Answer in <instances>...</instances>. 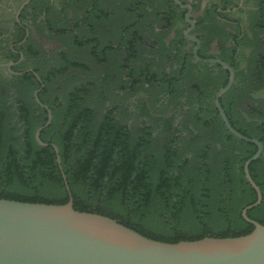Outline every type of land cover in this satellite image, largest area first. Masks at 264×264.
<instances>
[{"label":"trees","instance_id":"trees-1","mask_svg":"<svg viewBox=\"0 0 264 264\" xmlns=\"http://www.w3.org/2000/svg\"><path fill=\"white\" fill-rule=\"evenodd\" d=\"M24 1L21 0L17 7ZM41 1L48 2L45 9L49 18L54 4L49 3V0H40L35 3L31 1L24 7L22 20L27 10ZM148 1H133L131 8H134V13L140 15L142 5L146 6ZM160 1L159 11L165 25L169 26L177 19L183 24L174 39L179 50V68L175 72L164 70L160 73L152 70V63L147 62L142 77L147 83L168 88L169 94L179 93V87H191L195 102L191 112L195 111L199 129H215L211 136L213 143H203L202 132L191 131L185 135L180 125L175 126L171 118L164 119L163 110L157 108L156 123L160 133H171L173 138L167 140L160 152L152 151V126L143 127L138 136L133 138L129 126L118 125L115 113L111 110L106 112L99 125L93 126L94 110L83 106L87 88L71 92L68 103L55 105L47 101L43 95L49 83L66 73L69 62L51 67L47 73L31 65L28 59L33 58L35 50L29 46L31 37L26 36L23 29L13 43L3 42L0 50L12 62L20 59L17 51L23 52V60L11 69L23 73L13 77L29 82L30 93L43 85L39 97L52 110L53 119L41 132L42 140L49 145H39L35 132L46 123L47 109L40 106L34 95H31L26 100L18 101L14 106L15 112L9 114L4 109L7 107V98L4 94L0 96V198L64 204L72 194L75 209L108 215L147 237L165 242L196 240L209 235L239 236L254 230L255 226L242 216L243 209L258 198L256 190L245 177L244 164L258 147L231 134L215 105V94L227 84L229 71L219 64L197 61L193 56L195 42H191L192 46L184 50L189 41L183 31L190 25L185 18L186 10H182L173 0ZM263 2L257 10L262 15L254 22L257 32L264 29ZM243 9L239 2L235 5H230L228 0L211 2L206 9V16L194 17L195 30L198 32L202 27V32H205L197 34L202 43L200 56L220 58L235 69V81L221 97L232 125L264 144V109L253 107L257 121L251 123L246 122L239 110L246 87L245 83L241 86L239 79L244 78L243 82L246 83L245 79L249 77L260 81L264 69V56L257 52L253 57H258L248 67L249 74L240 68L242 46L245 45V37H242L243 18L239 16ZM178 10H182L179 18L176 15ZM226 19L232 21L234 29L230 46L219 55L207 53V38L213 34L208 32L206 23L227 25ZM138 24L134 23V26ZM50 25L53 26L51 22ZM131 28L127 27L128 30ZM70 35L78 37L77 33L70 32ZM89 43L100 54L104 42L96 38ZM114 43L110 42L103 54L113 49ZM80 64L74 62V65ZM29 68L40 75L42 82L34 72L25 71ZM217 70L218 75L215 73ZM189 81L193 82L192 86L188 85ZM101 98L98 92V99ZM37 109L40 110L39 115H36ZM13 117L18 118L15 124L11 121ZM18 131L22 133L18 134ZM52 144L59 147L60 163ZM213 145L216 166L210 163ZM187 151L196 156L193 169L188 168L192 159L186 156ZM250 172L262 190L263 200L248 211V216L264 224V151L250 164Z\"/></svg>","mask_w":264,"mask_h":264},{"label":"rangeland","instance_id":"rangeland-1","mask_svg":"<svg viewBox=\"0 0 264 264\" xmlns=\"http://www.w3.org/2000/svg\"><path fill=\"white\" fill-rule=\"evenodd\" d=\"M37 1L40 0H32L33 3ZM133 1L135 0H54V9L49 18L46 12H43V7L47 6L48 2L41 1L40 4L35 5L36 8H31L34 16L29 24L31 26L29 46H33L35 54L33 58L28 59L29 63L47 73L51 67L69 62V69L64 75L54 78L49 83L43 97L55 105H60L68 103L69 96L75 89L87 88L83 106L94 110L91 121L93 126L99 125L106 112L110 110L114 111L118 125L129 126L133 138L138 136L143 127L152 126L150 148L152 151L160 152L167 140L173 138L171 133H160L159 125L156 123L157 108L163 110L164 119L171 118L175 126L180 125L185 135L191 131L202 132L203 143L212 144L211 136L215 129L213 127L199 129L195 111L191 112L195 103L191 87H179L180 89H177L179 93L176 91L174 94H169L168 88L147 83L142 77L147 62L152 63V70L160 73L164 70L168 72L178 70L180 56L174 39L183 28L182 22L177 19L166 26L159 11L160 0H149L146 6L142 5L143 10L140 15L135 14L134 8H131ZM223 1L191 0L195 5L194 17L206 16V9L211 2ZM228 1L230 5L239 2V0ZM262 1L245 0L244 9L239 15L243 18L242 37H245L240 68L245 69V74H249L250 62L258 57L254 58L253 54L257 52L258 55L264 56V29L257 32V28L254 27L255 20L257 21L262 15V12L257 11ZM20 2L21 0H18V4ZM181 12L182 10H178L176 13L178 18ZM139 20L141 22H138ZM13 23L14 17L11 13L4 12L0 15V45L3 42L13 43L14 38L19 35L18 33L15 36L12 31ZM134 23L139 24L134 26ZM206 24H208V32L213 34L207 38L209 41L206 52L219 55L224 48L230 46L234 29L219 23ZM129 26L132 28L128 30ZM201 29L198 32L195 30L196 34H200ZM70 32L77 33L78 37H73ZM96 38L104 42L100 54L89 43ZM188 41L184 50L192 46L191 41ZM110 42H115V46L113 49L109 47L110 50L103 54ZM174 46L176 48L173 50ZM76 61L82 65H74ZM10 62L12 61H8L7 56L0 50V77H2L0 86L3 88L0 96L4 94L7 98V107L4 109L9 114L15 112L14 106L18 101L28 99L36 91L30 93L29 82L24 81L23 78L13 77L16 74L7 68ZM262 71L263 76L260 77V81L249 77L245 79L246 83L243 82L244 78L239 79L241 86H244V83L246 86L239 103V110L248 123L257 121L253 107L264 109V69ZM215 73L218 75V70ZM192 84L193 82H188V85L192 86ZM98 92L102 95L101 100L98 99ZM39 114L40 110L37 109L36 115ZM17 119V117L12 118L13 124L17 123ZM20 133L22 131L18 134ZM214 146L210 151V163L216 166ZM217 146L220 148L219 144ZM186 156L192 159V164L188 168L193 169L195 154L187 151Z\"/></svg>","mask_w":264,"mask_h":264},{"label":"water","instance_id":"water-1","mask_svg":"<svg viewBox=\"0 0 264 264\" xmlns=\"http://www.w3.org/2000/svg\"><path fill=\"white\" fill-rule=\"evenodd\" d=\"M25 0L17 13L31 2ZM186 8L185 30L187 39L196 44L193 56L197 61L215 63L229 71L227 84L215 94V105L228 131L237 138L256 144V153L245 161V177L256 190V202L242 211L245 220L255 226L248 234L239 236H206L196 240L165 242L147 237L108 215L75 209L72 194L64 204L29 202L0 198V264H264V224L250 218L248 211L261 204L263 194L253 179L250 164L264 151V144L237 130L231 123L221 97L232 87L236 73L234 67L220 58L199 55L201 41L190 34L196 25L191 17L192 7L181 0H173ZM17 62H10L14 65ZM39 81L41 77L32 68ZM14 74L16 72L11 70ZM43 87V85H42ZM41 88L35 91V100L48 111V119L35 132L39 145L48 146L41 138L53 114L39 97ZM59 156V147L52 144ZM66 180V177L64 175ZM67 184V189L70 190Z\"/></svg>","mask_w":264,"mask_h":264},{"label":"flooded vegetation","instance_id":"flooded-vegetation-1","mask_svg":"<svg viewBox=\"0 0 264 264\" xmlns=\"http://www.w3.org/2000/svg\"><path fill=\"white\" fill-rule=\"evenodd\" d=\"M183 1H184L183 3H189L191 5V0H183ZM49 3H54V0H50ZM244 3H245V0H239V6L240 7H243ZM17 5H19L18 4V0H0V15L4 14V12H9V13H11V15H13L14 19H16V22L17 23L14 22L13 25H12V28H11L12 31L15 33V36L18 35V33L20 35V33L22 32L23 29L26 32V36H29L30 35V32H31V26L29 24H30L31 19L34 16V12L32 11V9L29 8L27 10V13H25V15H23L24 16V19L22 20V18H21L22 17V11L24 10V8L20 11L19 16L17 17V13L19 11V8H20L21 4H20L19 7H17ZM191 7H192L191 17L194 19L193 6L191 5ZM45 8L46 7H43V9H44L43 12H46V9ZM180 8L182 10H186L185 11V14H186L187 9L186 8H182L181 6H180ZM28 17H29V20H27ZM223 19L225 20V18H223ZM225 23L227 24V26H230V28L233 27L232 21H229V20L226 19V22ZM195 29H196V25H195L194 29L191 30L190 33L192 35L197 36V34L195 32ZM190 41L191 42H194L192 40H190ZM201 44H200V48H201ZM199 51H200V49H199ZM17 53H19V55H20L19 61H17V63H15L14 65H9V64L7 65V68H8V70L10 72H11L12 66L17 65L24 58V54H23L22 51H17Z\"/></svg>","mask_w":264,"mask_h":264}]
</instances>
